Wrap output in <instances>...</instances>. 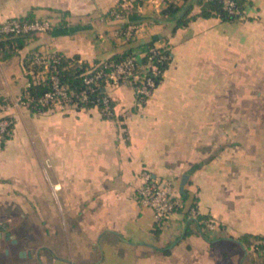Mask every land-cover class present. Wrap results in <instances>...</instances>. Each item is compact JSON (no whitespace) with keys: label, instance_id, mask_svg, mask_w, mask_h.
<instances>
[{"label":"crops","instance_id":"1","mask_svg":"<svg viewBox=\"0 0 264 264\" xmlns=\"http://www.w3.org/2000/svg\"><path fill=\"white\" fill-rule=\"evenodd\" d=\"M119 1L0 0V25L34 9L55 26L58 11L69 13L17 54L0 48V101L25 95L31 51L94 64L124 50L106 16ZM167 1L201 9L196 0L140 4L134 53L154 42L172 55L143 106L123 84L106 88L116 119L97 107L5 112L14 136L0 151V264H264L256 244L239 241L264 235V0L240 20L197 17L175 32L161 14ZM16 56L22 86L7 67ZM144 170L175 179L179 192L187 174L184 190L216 228L180 211L157 222L137 201Z\"/></svg>","mask_w":264,"mask_h":264},{"label":"built area","instance_id":"2","mask_svg":"<svg viewBox=\"0 0 264 264\" xmlns=\"http://www.w3.org/2000/svg\"><path fill=\"white\" fill-rule=\"evenodd\" d=\"M135 0H120L112 11L114 20L123 23L129 22L134 12H138L139 5L135 6ZM204 2L210 0H203ZM223 9L231 14H238L240 18L245 16V11H241L236 0H217ZM54 23L48 18H36L32 21H24L20 18H11L0 25V33H41L52 29ZM137 30L136 23H130L122 32L116 30V36L123 37L126 40H132ZM172 58L171 49L167 44H154L149 47L144 53H134L133 56L127 58L123 62L115 65L109 72L104 69H97V65L93 70L87 72L84 78L87 89L94 91L95 88L90 86L97 83L99 79H105L107 86L130 85L134 88L139 106H143L149 97L154 93L159 83L163 79L165 66ZM52 61V62H51ZM59 62V57H51L50 55L36 52L32 59L31 65L38 66L42 70L39 74L41 79L48 78L50 70L55 71L56 65ZM95 70V71H94ZM94 71V72H93ZM34 75V72L31 71ZM36 77V75H35ZM52 87L40 98L39 102L43 105H53V109L67 110L81 103L88 101V90H82L79 95H75L68 90V87L62 84L59 77L53 73L50 77ZM28 82V87L30 86ZM106 86V87H107ZM104 108L101 114L109 117L113 115V107H111V97L106 95L102 98ZM24 104L29 107L30 100L21 97L15 103L9 101H0V151L4 148L9 139L14 136V121L8 115H5L13 105ZM142 185L137 191V201L146 207L153 210L157 222H162L177 212L178 208L183 207L181 194L178 190V185L175 179H162L154 176L150 171L144 170L141 173ZM191 217L197 220L198 210L192 208L190 211ZM200 222V221H199ZM202 224L208 229H215L216 223L211 220H201ZM262 248L255 247L264 255V240L261 242Z\"/></svg>","mask_w":264,"mask_h":264},{"label":"trees","instance_id":"3","mask_svg":"<svg viewBox=\"0 0 264 264\" xmlns=\"http://www.w3.org/2000/svg\"><path fill=\"white\" fill-rule=\"evenodd\" d=\"M200 6V12L198 14L191 15L192 6L177 5L173 1H167V6L161 11V14L166 18L174 21L175 26L173 28V32H175L178 28L187 26L189 22L197 17H219L225 21H236L240 20V16L238 14H231L223 9L222 4L217 0H210L204 2L203 0H196ZM143 2V0H135V6L139 5ZM237 6L241 11H245L247 6L251 3V0H236ZM113 8L106 13V16H109L112 20L114 17L112 16ZM61 15V20L54 28L64 27L67 25V21L65 20L66 16L69 15L67 11H58ZM138 16V12H134L131 16V20L129 22H123L119 24L118 30L122 32L127 28L130 23H138L135 22L134 19ZM20 18L24 21H32L36 19V14L34 9L29 11L27 15L23 17H15ZM39 33H24V34H13V33H0V48L5 50L4 56H11L17 54L21 49H23L29 41L35 40ZM134 40H126L125 44L126 48L120 52L115 53L106 61L95 62L94 64H90L86 61L80 59L79 55H74L73 57H67L62 53H53L51 57H59V62L56 65V70H50L48 74V78L46 79H36L30 73L34 72V75H37L42 69L38 66H32V59L34 57V51H31L24 59L23 65L25 70H27L28 81L30 82V86L26 88L24 99H29L30 104L29 108L32 112L41 113L53 109V105H43L39 102L40 98L51 89L52 84L50 82V77L55 73L62 84L68 87V90L75 94L79 95L82 90H88V101L81 102L76 106V109H89L92 107H97L100 111L104 108L102 103V98L108 95L107 92V83L105 79H99L97 83H93L90 87L95 88L94 91L91 89H87L88 87L85 85L84 78L87 75V72L93 70L94 66H98L97 69H104L109 72L113 69V67L127 58L134 55V46L132 45ZM154 42H150L149 46H153ZM171 61V60H170ZM52 62V61H51ZM170 62L165 66V70L168 68ZM95 71V70H94ZM93 71V72H94ZM162 81V80H161ZM161 83V82H160ZM159 83V84H160ZM111 107H113V115L111 117L102 114L103 118L107 119H116L117 115L115 113V103L111 98ZM198 166V165H197ZM181 194V193H180ZM181 200L183 203L182 208H178L177 211L183 212L186 216L190 213L192 208H196V198L190 196L188 191H185L184 194H181ZM204 217L199 215L197 218V222L202 220ZM201 226V225H200ZM264 240V235H243L240 237L239 241L241 243L248 244L249 246L253 243L256 244L255 247L258 249L262 248L261 242ZM170 250V246L164 248L163 251L168 253ZM255 250V249H254ZM258 252V251H257ZM264 256V255H262Z\"/></svg>","mask_w":264,"mask_h":264},{"label":"rangeland","instance_id":"4","mask_svg":"<svg viewBox=\"0 0 264 264\" xmlns=\"http://www.w3.org/2000/svg\"><path fill=\"white\" fill-rule=\"evenodd\" d=\"M41 18V17H39ZM53 22H56L55 20ZM8 70L10 71V74L12 75L11 78L17 79V84L19 86L23 85V67L20 64L17 56L12 58L9 61V65L7 66Z\"/></svg>","mask_w":264,"mask_h":264},{"label":"water","instance_id":"5","mask_svg":"<svg viewBox=\"0 0 264 264\" xmlns=\"http://www.w3.org/2000/svg\"><path fill=\"white\" fill-rule=\"evenodd\" d=\"M188 177L189 176L187 174L183 176V179L181 181V187H180V193L181 194H184L185 193L184 186L187 183ZM0 237H1V235H0ZM14 241H16V240L14 239ZM22 254H24V253H22Z\"/></svg>","mask_w":264,"mask_h":264}]
</instances>
